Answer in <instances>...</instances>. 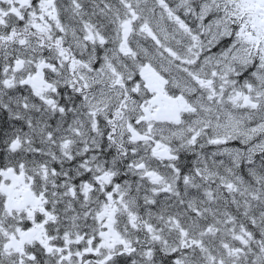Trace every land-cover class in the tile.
<instances>
[{
	"label": "snow or ice",
	"instance_id": "obj_1",
	"mask_svg": "<svg viewBox=\"0 0 264 264\" xmlns=\"http://www.w3.org/2000/svg\"><path fill=\"white\" fill-rule=\"evenodd\" d=\"M0 264H264V0H0Z\"/></svg>",
	"mask_w": 264,
	"mask_h": 264
}]
</instances>
